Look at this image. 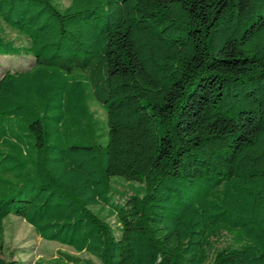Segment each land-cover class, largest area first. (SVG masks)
I'll return each instance as SVG.
<instances>
[{
    "label": "trees",
    "instance_id": "obj_1",
    "mask_svg": "<svg viewBox=\"0 0 264 264\" xmlns=\"http://www.w3.org/2000/svg\"><path fill=\"white\" fill-rule=\"evenodd\" d=\"M0 56L35 61L0 78V264L10 216L101 264H264V0H0Z\"/></svg>",
    "mask_w": 264,
    "mask_h": 264
},
{
    "label": "rangeland",
    "instance_id": "obj_2",
    "mask_svg": "<svg viewBox=\"0 0 264 264\" xmlns=\"http://www.w3.org/2000/svg\"><path fill=\"white\" fill-rule=\"evenodd\" d=\"M67 5V3L65 4ZM10 39L15 40L17 44H24V40L17 37L15 34L7 31ZM33 57L26 56H0V78L7 72H16L29 69L34 64ZM93 110L99 118H104V111L99 105H94ZM116 190L129 197L133 194L131 185L122 181L116 183ZM138 187L139 184L134 185ZM117 200H120L118 197ZM109 223L115 228L113 219ZM6 239H5V258L12 259L18 264H48L50 260L69 256L79 260L78 264H101L98 259L87 254L77 253L73 249L60 245L55 242H48L37 235L32 226L20 217L10 216L6 220ZM232 238L223 233L222 236L215 241V248L219 251L231 244ZM74 263V262H73ZM71 263V264H73ZM76 263V262H75Z\"/></svg>",
    "mask_w": 264,
    "mask_h": 264
}]
</instances>
